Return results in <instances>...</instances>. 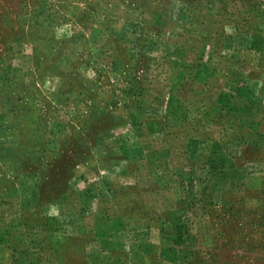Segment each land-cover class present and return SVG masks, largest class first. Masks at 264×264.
<instances>
[{
  "label": "rangeland",
  "instance_id": "374dc122",
  "mask_svg": "<svg viewBox=\"0 0 264 264\" xmlns=\"http://www.w3.org/2000/svg\"><path fill=\"white\" fill-rule=\"evenodd\" d=\"M90 1L0 0V195L18 184L21 192L36 190L46 204L32 202L36 213L74 211L80 197L86 209L95 208L94 199L96 208L115 209L110 195L127 197L131 209H146L153 203L147 199H154L163 216L130 220L148 227L161 245L156 253L174 256L177 264H264V0H93L102 24L117 28L111 33L105 27L115 49L102 43L91 50L112 85L111 95L106 89L96 94L122 106L83 121L79 18L80 3ZM156 13L165 36L179 35L166 48L183 66L176 74H150V86L171 88L180 107L173 123L149 126L169 137L142 140L141 106H131L129 98L140 90L139 61L152 52L147 42ZM131 22L136 32L128 30ZM200 56L223 69L189 67ZM225 106L228 116H214ZM26 112H34L33 121L22 120ZM124 129L135 134L128 142L116 135ZM32 130L49 135L46 148L20 153L18 145ZM111 131L107 148L95 150V134ZM147 140L169 151L163 173L139 172L133 186L126 178ZM114 161L126 169L106 168ZM154 177L169 188L156 186ZM98 178L106 185L99 186ZM150 189L155 192L147 198ZM54 226L60 227L59 241L73 245L71 228L80 227V219ZM65 253L69 264H80V253Z\"/></svg>",
  "mask_w": 264,
  "mask_h": 264
},
{
  "label": "crops",
  "instance_id": "0c3cea01",
  "mask_svg": "<svg viewBox=\"0 0 264 264\" xmlns=\"http://www.w3.org/2000/svg\"><path fill=\"white\" fill-rule=\"evenodd\" d=\"M158 15L156 13V31L148 34V36L153 35L152 39L147 42L151 46L152 52L150 50L147 53L148 55L140 57L139 61L141 63L144 60L142 66H139L142 75L140 90L135 91L136 94L132 93L131 98H129L131 106H141L139 117L142 127L144 126V130L142 129L140 134L142 140L169 137V133L164 129L150 128L149 126L153 122L173 123L176 118L175 111L180 107L178 101L168 92L171 91V88L162 89L158 85L156 88L150 86V80H152L150 79V74H176L178 69L183 66V64H177V59L180 58H177L175 52H171L169 51L170 48H166V43H171V41L174 43L178 40L179 35L165 36L164 24L159 22L161 17ZM99 17L100 9L97 1L92 0L80 3L79 76L80 94L84 93L85 95L80 100V109L86 111L83 121H97L98 117H101L102 112L107 110L110 112L113 105L122 106L121 103H118L111 96L100 98L97 95L98 93L96 94V92L106 89L111 95L112 85L105 80L106 70L101 65L103 62L94 60L91 50L96 48V44L101 48L100 44L102 43L107 44L109 48L115 49L116 46L111 45L107 38L105 39V33L107 32L105 27L107 26L111 33L117 30L110 22L105 21L106 23L103 25ZM128 30L136 32L133 22H131ZM141 40L143 41V37ZM167 56H169V59L166 60L165 57ZM199 58V64L190 65L189 67L199 68L200 72H209L211 69L217 70L218 68L221 70L224 67L221 62H208L207 58H210L209 56L203 57V59L201 56ZM132 66L134 67L135 65L132 63ZM132 66L130 67V72H132ZM133 85L131 84L130 86L133 87ZM212 103L210 102L208 113H211L212 108H214ZM197 104V101L194 102V106ZM33 113L26 112L23 114L22 120L33 121ZM200 114L203 116L202 112ZM223 114L228 116L227 106L224 109L223 107L221 109L217 108L214 116ZM34 118L38 121V116ZM40 119L42 120V118ZM168 130H170L169 127ZM112 132L114 131L95 134L99 138L96 142L95 150L107 148V145H109L107 144V139L113 137L114 133ZM46 134V132H40V130L30 131L28 141L18 145L20 146L18 151L25 154L42 153L46 148L45 143L47 142L46 138H43L49 136ZM116 135L120 139L124 138L126 142H128L129 138L133 139L135 136L134 133L128 132L126 129L116 133ZM178 135L180 134L177 133ZM101 138H104V141ZM168 153L169 151H165L158 141H156V145H152V142L147 140L144 144H141V160H135L131 168L132 175H129L130 177L126 178V181H129L130 184L132 183L133 186L136 185L137 180L134 175L139 172H144L148 175L153 173L155 176L161 175L163 173L162 160L164 159V154ZM159 158H161V161ZM140 162L143 164L141 165ZM15 165V163H12V166ZM106 168L113 170L126 169L124 165L117 161L110 163ZM127 175L128 173L126 172L125 177ZM106 182L111 185L113 180L108 179ZM153 182L162 190L164 186H166V189L169 188L167 184H162L155 177ZM98 184L99 186L106 185L105 181L101 183L99 178ZM147 185L150 187L149 180ZM27 191L21 192L18 184V187L8 188L5 193L3 192L0 195V251L4 257L3 264H69L65 252L68 253V256L70 252L72 254L80 253V264H177L174 256L154 251L160 249L161 245L154 243L147 226L130 220L146 216H163L164 213H158L155 206L152 205L155 202L154 199H147V201H152L153 203H148L146 209H131L129 208L128 202L130 201L126 199L127 197L121 200L116 195H110L109 198L114 200L112 201L113 205H116L115 209L96 208V204L98 205L99 203L95 199L92 202V206H95V208L86 209L81 204L84 198L80 197V208L77 207L74 211H54V209H51V211L36 213L35 210L31 209L32 202H39L44 207L46 204L39 199L36 190L29 188ZM152 192L155 191L150 189L145 194L148 196L147 198H150ZM69 217L76 219L77 222L80 219V227L71 228L72 233H70V236H72L71 240L74 241L73 245H69L67 241L66 243L59 241L60 227L54 226V223L59 224L60 222L68 221ZM89 225L92 238L87 240L85 238V230ZM5 256L7 257L6 260Z\"/></svg>",
  "mask_w": 264,
  "mask_h": 264
}]
</instances>
